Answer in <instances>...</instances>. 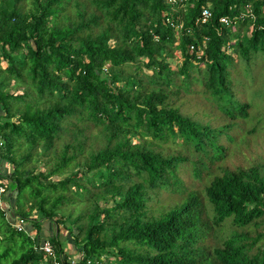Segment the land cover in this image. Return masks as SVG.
I'll list each match as a JSON object with an SVG mask.
<instances>
[{"label": "trees", "instance_id": "obj_1", "mask_svg": "<svg viewBox=\"0 0 264 264\" xmlns=\"http://www.w3.org/2000/svg\"><path fill=\"white\" fill-rule=\"evenodd\" d=\"M25 1L0 0V264H264V160L222 166L207 203L190 191L152 207L161 190L180 192L181 161L195 173L224 161L223 140L252 105L238 60L253 79L259 56L264 81V0ZM10 79L20 93L7 92ZM189 92L207 111L182 108ZM46 151L50 169L24 167ZM71 186L88 201L75 232L57 209ZM34 208L29 228L6 216L25 221ZM41 220L52 225L43 237ZM60 224L77 249L61 243Z\"/></svg>", "mask_w": 264, "mask_h": 264}, {"label": "rangeland", "instance_id": "obj_2", "mask_svg": "<svg viewBox=\"0 0 264 264\" xmlns=\"http://www.w3.org/2000/svg\"><path fill=\"white\" fill-rule=\"evenodd\" d=\"M25 8L29 7V0L24 2ZM182 6V5H181ZM184 9L185 7H181ZM198 51H201V49H198ZM264 57H262L263 59ZM256 62L252 59L249 62V65L251 67L252 73L254 78L250 79L249 76H246L243 74L242 67H244V63L242 61L237 62L238 64V70L239 72L235 74V76H238V78L242 81V89L241 93L245 97L246 100L251 101L252 105L248 109V116L246 118H243L232 128L233 136L234 138L231 141H225L223 140L224 145L226 146V153L224 161H202L199 165V172L195 173L193 171V166L195 165L194 161H181L179 165L176 168V174L178 175L180 179V186H182L180 192L178 191H168V190H161L157 194V199L155 202H153V209H159L156 206L158 203H162L163 205H168V202H180L184 195L187 194L190 191L199 193L198 196H202V201L206 202L205 199V193H204V185L207 183L209 178L212 177V175L219 173V169L222 166L227 167L228 169H233L237 167L238 165L241 166H247L253 163V161L257 160H264V91L260 87H263V82L261 80V66L260 62L261 59L259 56L255 59ZM7 61L0 55V66H5ZM263 77V75H262ZM9 85L6 86V90L8 93L17 94L21 92V89L23 87H18L15 85V81L12 79L8 80ZM259 89L261 95L258 93H254L253 91ZM30 93L35 94L34 89H30ZM32 96H26L24 97V103L28 104V101L31 100ZM14 104V103H13ZM15 107V106H14ZM182 108L186 112H192L195 111L197 115L201 114V111H207V105L204 103L203 100L197 98L194 96L193 93H186L182 96ZM204 109V110H203ZM14 115L13 119L16 120L18 118L19 109H12ZM15 111V112H14ZM1 112V110H0ZM1 114V113H0ZM217 121L219 118H215ZM2 118H0L1 122ZM95 130V129H93ZM62 138L59 139L58 145L62 142ZM26 143L21 142L17 150L15 151V156L18 157L20 154L25 153L26 151ZM40 145L37 146L36 151L40 152ZM169 148H174L175 145L171 142L168 143ZM46 158L49 160H45ZM82 157V156H81ZM52 157L49 153V151H46L44 154L35 155L34 153L31 155V157L28 159V161H24V167L35 169L36 171H42L45 172L46 170L51 168ZM75 164H73L74 166ZM7 169H5V172L8 171V173H11L12 165L10 163H7L5 165ZM23 166V165H22ZM70 165H68L69 167ZM68 167L66 169H68ZM77 166H75L73 169L75 170ZM67 172V171H66ZM8 175V174H7ZM58 175L52 176L51 179H54ZM82 181V180H81ZM71 191H66L65 196L66 199L63 201L57 209L64 214H68V219H70L71 227L73 232H75V220L74 217H77V215L81 214L83 215V211H85L88 208V201L84 199L83 196L76 194L73 192L74 187L71 186ZM46 192V191H45ZM55 192H48L49 198L48 203L52 200V195ZM159 198V201H158ZM8 201L12 205H14L15 197L9 198ZM7 201V204H8ZM110 201L108 202V204ZM2 204V201H1ZM6 204V207H7ZM45 204V205H47ZM3 207V206H2ZM23 209H27L28 207V200L24 199ZM9 214V220L13 223V225H19L24 224L27 228H29V224H31L32 217H38L39 213L37 212L36 208L31 209L29 212V215L31 218H27L25 221H20L17 219V217H12V210L7 209L6 216L8 217ZM79 222V221H77ZM41 230L39 233H41V236L43 237L46 232L52 227L51 224H49L48 220H41ZM51 225V226H50ZM59 239L61 240V243L64 244L65 248H72V250L77 249V246H71L72 245V239L70 235H67L65 226L60 224L59 225ZM31 229V228H30ZM28 230L30 235L35 232V228L30 231ZM49 233V231H48ZM65 235H67L65 237ZM47 243L46 240H43V243L41 244V247L43 248V244ZM48 244V243H47ZM49 245V244H48ZM44 249V248H43ZM45 250V249H44ZM46 251V250H45ZM47 252V251H46ZM77 252V251H76ZM79 252L77 255L79 256ZM77 256V257H78ZM42 262V261H41Z\"/></svg>", "mask_w": 264, "mask_h": 264}, {"label": "built area", "instance_id": "obj_3", "mask_svg": "<svg viewBox=\"0 0 264 264\" xmlns=\"http://www.w3.org/2000/svg\"><path fill=\"white\" fill-rule=\"evenodd\" d=\"M210 15V10H209V7L208 6H204V7H201V10H200V20L201 21H205ZM219 20L226 23L227 22V17L226 16H220L219 17ZM191 47V45L189 46ZM4 189V181H0V192L3 191ZM18 220L20 221H23L21 218H17ZM20 225V224H19ZM19 225H14V226H19ZM43 248L48 252L50 253V247L47 243H44L43 244Z\"/></svg>", "mask_w": 264, "mask_h": 264}, {"label": "clouds", "instance_id": "obj_4", "mask_svg": "<svg viewBox=\"0 0 264 264\" xmlns=\"http://www.w3.org/2000/svg\"><path fill=\"white\" fill-rule=\"evenodd\" d=\"M205 186V185H204ZM22 218V217H21Z\"/></svg>", "mask_w": 264, "mask_h": 264}]
</instances>
